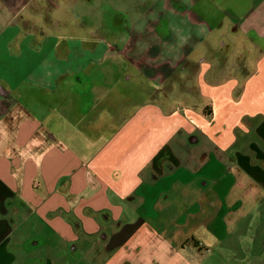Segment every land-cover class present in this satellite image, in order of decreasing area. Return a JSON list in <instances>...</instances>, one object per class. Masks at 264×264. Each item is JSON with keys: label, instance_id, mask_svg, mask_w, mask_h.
I'll return each instance as SVG.
<instances>
[{"label": "crops", "instance_id": "1", "mask_svg": "<svg viewBox=\"0 0 264 264\" xmlns=\"http://www.w3.org/2000/svg\"><path fill=\"white\" fill-rule=\"evenodd\" d=\"M200 1L252 50L102 90L45 55L60 0H0V264H196L264 239V0Z\"/></svg>", "mask_w": 264, "mask_h": 264}, {"label": "rangeland", "instance_id": "2", "mask_svg": "<svg viewBox=\"0 0 264 264\" xmlns=\"http://www.w3.org/2000/svg\"><path fill=\"white\" fill-rule=\"evenodd\" d=\"M75 2L73 5L69 0H60L65 10L45 7L46 15L42 17L45 34L59 39L62 46L47 45L45 55L60 62L61 73L86 74L102 90L109 88L119 73L132 64L139 68L153 67L156 74L160 72L154 67L188 75L202 58L233 62L236 50L229 54L231 50L222 46L226 41L236 49L246 44L252 50L246 39L230 30L228 20L223 27L214 23L210 15L202 14L200 0ZM167 60L170 64H165ZM135 71L133 77L137 78ZM104 76L108 77L106 82L102 81ZM137 83L144 87L141 78ZM98 91L93 89L91 93L98 96ZM160 91L157 87V99ZM194 97L188 96V100ZM255 225L259 223L253 221L251 229ZM238 242L233 250L218 245L202 251L196 264H264V239L242 237Z\"/></svg>", "mask_w": 264, "mask_h": 264}]
</instances>
